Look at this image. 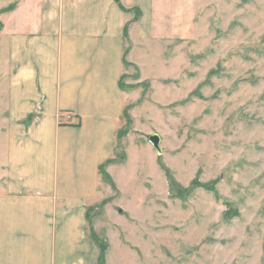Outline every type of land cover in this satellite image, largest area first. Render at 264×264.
Returning a JSON list of instances; mask_svg holds the SVG:
<instances>
[{"label": "rangeland", "instance_id": "rangeland-1", "mask_svg": "<svg viewBox=\"0 0 264 264\" xmlns=\"http://www.w3.org/2000/svg\"><path fill=\"white\" fill-rule=\"evenodd\" d=\"M156 7L152 36L142 10L125 38L94 264H264V0Z\"/></svg>", "mask_w": 264, "mask_h": 264}, {"label": "crops", "instance_id": "crops-1", "mask_svg": "<svg viewBox=\"0 0 264 264\" xmlns=\"http://www.w3.org/2000/svg\"><path fill=\"white\" fill-rule=\"evenodd\" d=\"M171 2L0 0V264L95 263L87 217L125 38L142 10L152 36Z\"/></svg>", "mask_w": 264, "mask_h": 264}, {"label": "water", "instance_id": "water-1", "mask_svg": "<svg viewBox=\"0 0 264 264\" xmlns=\"http://www.w3.org/2000/svg\"><path fill=\"white\" fill-rule=\"evenodd\" d=\"M148 140L151 143L152 147L155 148L158 153H160L161 149L159 147V142H160L159 135L157 133H154L149 136Z\"/></svg>", "mask_w": 264, "mask_h": 264}]
</instances>
